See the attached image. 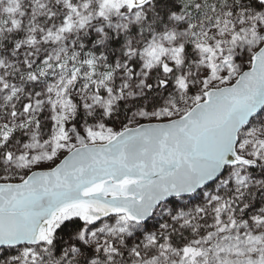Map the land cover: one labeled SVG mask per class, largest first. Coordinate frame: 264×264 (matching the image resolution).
I'll return each mask as SVG.
<instances>
[{
	"label": "snow or ice",
	"instance_id": "snow-or-ice-1",
	"mask_svg": "<svg viewBox=\"0 0 264 264\" xmlns=\"http://www.w3.org/2000/svg\"><path fill=\"white\" fill-rule=\"evenodd\" d=\"M0 264H264V0H0Z\"/></svg>",
	"mask_w": 264,
	"mask_h": 264
}]
</instances>
